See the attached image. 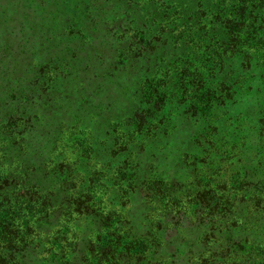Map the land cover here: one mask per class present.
Listing matches in <instances>:
<instances>
[{
	"label": "trees",
	"instance_id": "obj_1",
	"mask_svg": "<svg viewBox=\"0 0 264 264\" xmlns=\"http://www.w3.org/2000/svg\"><path fill=\"white\" fill-rule=\"evenodd\" d=\"M162 10L161 34L138 30L146 67L117 143L83 136L55 160L28 121L0 117V264H264V0ZM156 48L163 79L145 93ZM136 197L149 198L143 232Z\"/></svg>",
	"mask_w": 264,
	"mask_h": 264
},
{
	"label": "rangeland",
	"instance_id": "obj_2",
	"mask_svg": "<svg viewBox=\"0 0 264 264\" xmlns=\"http://www.w3.org/2000/svg\"><path fill=\"white\" fill-rule=\"evenodd\" d=\"M134 1L0 0V32L5 29L0 33V117L28 121L25 134L34 146L51 150L55 160L63 151L69 159L76 154L79 145L67 148L73 140L86 136L117 143L126 130L124 121L134 113L136 77L143 71L137 68L146 67L136 66L131 56L148 37L139 38L138 30L163 31V0H141L142 7ZM157 51L159 60L148 64L155 68L140 79L145 93L146 77L163 79L161 48L150 54ZM124 56L130 62L116 63ZM18 126L25 129L23 122ZM159 170L152 168L149 177L163 175ZM148 199L132 200L133 232L148 226L143 220Z\"/></svg>",
	"mask_w": 264,
	"mask_h": 264
}]
</instances>
